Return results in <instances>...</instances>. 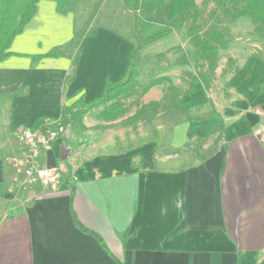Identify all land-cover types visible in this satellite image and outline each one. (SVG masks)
Wrapping results in <instances>:
<instances>
[{"label":"crops","instance_id":"1","mask_svg":"<svg viewBox=\"0 0 264 264\" xmlns=\"http://www.w3.org/2000/svg\"><path fill=\"white\" fill-rule=\"evenodd\" d=\"M231 29L214 68L188 32L189 56L173 48L178 61L158 76L167 79L140 99L161 105L173 96V112L159 106L135 121L131 96L115 120L104 117L106 105L75 118L66 107L124 79L133 43L98 27L76 63L49 56L73 38L74 14L37 2L0 63V264H264V145L254 110L264 107V38L248 16ZM196 58L213 74L209 87ZM171 85L177 91L166 98ZM40 120L58 126L39 156L60 171L55 188L12 164L22 133Z\"/></svg>","mask_w":264,"mask_h":264},{"label":"trees","instance_id":"2","mask_svg":"<svg viewBox=\"0 0 264 264\" xmlns=\"http://www.w3.org/2000/svg\"><path fill=\"white\" fill-rule=\"evenodd\" d=\"M38 1L0 0V63L9 56V48L14 37L24 30L26 24L35 14ZM54 1L57 2L59 12H73L74 36L67 45L54 48L48 53L49 56L68 55L73 57V62L76 63L82 39L96 34L98 27L111 29L133 43L124 79L119 83L108 82L103 94L92 101L85 102L81 98L72 106L66 107V112H70L75 118L83 117L100 105H106L104 117L107 120H115L122 116L127 111L125 99L130 98L136 92L138 86L142 85L140 81L146 75L142 49L182 26L189 17L193 16V23L188 29L191 42L196 47L200 58L210 59L212 68L215 67L219 49L227 48L231 42L233 38L231 23L238 18L248 16L254 23L256 32L264 38V0H205L204 10L202 14L200 13V15H206L203 20L199 19V13L196 14V0H122L123 9L131 15L133 20V36L126 35L114 27L99 22L95 27L88 29V24L96 18L104 0H83L81 3L79 0ZM89 3H93V8L88 11V18H86L84 16L86 9L82 4L86 7ZM74 48L76 49L75 53L72 52ZM200 76L206 87H209V77L205 74ZM166 79H151L149 83L142 85V94ZM169 90L171 92L166 93V98L172 92L177 91L172 85ZM148 107L158 108L159 105L152 102ZM144 111L143 107L138 110L137 114ZM38 123L42 124L43 122L40 120Z\"/></svg>","mask_w":264,"mask_h":264},{"label":"rangeland","instance_id":"3","mask_svg":"<svg viewBox=\"0 0 264 264\" xmlns=\"http://www.w3.org/2000/svg\"><path fill=\"white\" fill-rule=\"evenodd\" d=\"M205 0H196L197 2V12L196 14L200 13L202 14L204 10V3ZM79 2H83V0H79ZM94 3V2H93ZM93 3H89L86 7L82 4V6L86 9L84 10V16L88 18V11L93 8ZM91 11V10H90ZM206 18V15H200L199 19L203 20ZM98 22L100 24L108 25L111 27H114L118 30H120L122 33L126 35L133 36V30H132V24L133 20L131 15L125 9H123V3L122 0H104L103 4L101 5L100 11L97 14L96 18L94 20H91L88 24V29H91L95 27ZM193 23V16L189 17L182 26L176 28L172 33L168 34L167 36L163 37L162 39L155 41L149 45H146L142 49V58L144 67L146 68V75L145 77L140 81L142 85H146L151 81L153 78H158V76L162 73V66H174L176 64V61H178V56L176 55V51L172 52L175 47H181L182 53H180V58L184 57L185 59L188 54V47L190 46L191 42L190 40L186 39L189 37L188 35V29L191 27ZM229 24V23H227ZM232 33V29H231ZM233 35V34H232ZM186 37V38H185ZM68 44V43H67ZM66 44V45H67ZM192 45V44H191ZM60 47V46H59ZM76 49H72V52L75 53ZM186 53V54H185ZM172 56V57H171ZM175 56H177L175 58ZM191 60L194 62V58L190 56ZM174 59H176L174 61ZM196 61V74H205L208 77H213L212 72L203 71L201 66L206 65L207 63L202 62L199 60V58L195 59ZM211 62V61H210ZM142 85L138 86V89H136V92L132 95L130 102L129 100H126L132 108L133 111H136V114L133 116L134 120L141 119L142 117H148L150 115H153L156 113L157 108H151L146 105H143L141 103V97H142ZM172 94V93H171ZM173 95V94H172ZM174 97L170 96L166 99L165 103L161 106L165 107V109H168L170 112L174 111V104H173ZM145 108L144 112H141L140 114H137L138 110L141 108ZM129 107L127 108V110ZM144 113V114H143Z\"/></svg>","mask_w":264,"mask_h":264},{"label":"built area","instance_id":"4","mask_svg":"<svg viewBox=\"0 0 264 264\" xmlns=\"http://www.w3.org/2000/svg\"><path fill=\"white\" fill-rule=\"evenodd\" d=\"M260 121L255 129V135L264 145V107L254 108ZM58 126L47 122L36 128L25 130L21 135L23 144L22 154L12 159L17 172L24 174L30 181H39L42 185L55 188L60 182V171L40 163L42 150L50 146L58 137Z\"/></svg>","mask_w":264,"mask_h":264}]
</instances>
